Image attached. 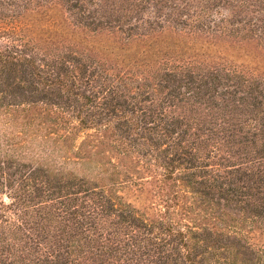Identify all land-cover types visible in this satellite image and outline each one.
I'll use <instances>...</instances> for the list:
<instances>
[{
    "label": "trees",
    "instance_id": "obj_1",
    "mask_svg": "<svg viewBox=\"0 0 264 264\" xmlns=\"http://www.w3.org/2000/svg\"><path fill=\"white\" fill-rule=\"evenodd\" d=\"M35 1L0 0V264H264L260 87L183 64L146 90L125 72L48 53L37 39L51 24L25 20ZM64 1L80 27L126 40L170 22L155 0H137L136 17L103 0ZM196 1L182 29L227 32L219 8L239 0ZM211 104L214 116L176 114Z\"/></svg>",
    "mask_w": 264,
    "mask_h": 264
},
{
    "label": "rangeland",
    "instance_id": "obj_2",
    "mask_svg": "<svg viewBox=\"0 0 264 264\" xmlns=\"http://www.w3.org/2000/svg\"><path fill=\"white\" fill-rule=\"evenodd\" d=\"M167 1L155 0L151 3V6L157 3L158 8H161L160 12L153 9L154 13L170 21L166 22L167 29L157 28L158 33L140 36L134 40H126V36L117 30L93 32L91 29L80 27L76 17L67 11L64 0L52 3L46 0L33 2L25 14V20L38 29L47 23L51 24L53 33L39 31L41 35L37 41L43 51L77 55L83 59L84 64L100 66L120 75L125 72L129 77H136L138 81L143 79L141 84H145L146 90L157 87L156 84L165 75L164 69L167 65V69H170L173 65L191 64L193 68L190 69L200 73L219 70L223 72L224 78L227 73L233 76L238 74L240 78L248 79L254 88L259 86L264 92V35L259 32L260 25L264 24L261 22L264 21V0H246L248 6L243 5L241 0L224 3L219 11L224 13L225 17L231 16L230 21H227L228 30L225 33L182 29L181 19L187 20L189 16L186 15L193 14L195 6L200 2L184 0L192 6L189 11L181 0H173L172 4ZM103 3H108V9H119L118 15H126L128 12L130 16H137V0H103ZM174 5H177L175 10L171 8ZM169 16L171 18H168ZM215 17L219 18L218 15ZM163 23L165 24L164 21ZM0 45H5L4 41H1ZM164 63L166 65H163ZM214 106L211 104V109L204 106L189 108L177 111L176 114L192 117L214 116L215 111H220L214 109ZM252 147H237L236 153L241 152L237 153L239 156L234 161L239 159L240 163V157H248ZM75 168L81 172L89 167ZM148 176L145 172L140 175L145 179H148ZM136 193L141 195V192ZM141 197L148 198L150 202L155 201L154 195L147 191Z\"/></svg>",
    "mask_w": 264,
    "mask_h": 264
}]
</instances>
